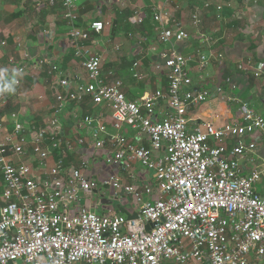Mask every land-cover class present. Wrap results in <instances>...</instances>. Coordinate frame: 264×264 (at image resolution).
Returning <instances> with one entry per match:
<instances>
[{
	"label": "built area",
	"instance_id": "1",
	"mask_svg": "<svg viewBox=\"0 0 264 264\" xmlns=\"http://www.w3.org/2000/svg\"><path fill=\"white\" fill-rule=\"evenodd\" d=\"M57 1L68 21V45L80 57L84 75L70 77L55 62L39 60L37 65L47 63L55 76L52 116L43 125L16 112L0 117V264H264V158L257 141L246 140L264 134V114L236 94L230 76H223L214 90L237 105L239 122L216 126L206 121L203 129L190 128V109L206 101L209 92L193 88L179 49L189 33L159 8L153 9L152 31L163 46L159 58L167 69L166 90L129 98L120 78L102 73V56L81 44L90 31L100 33L104 23L92 20L79 27L74 0ZM55 2L31 0L37 10ZM144 17L136 11L129 20L139 25ZM191 22L199 28L198 10ZM202 38L210 40L206 34ZM223 58L212 50L201 53L198 69L207 68L211 59L222 65ZM8 62L21 74L26 69L14 56ZM140 66L139 60L131 65L136 80L144 77ZM238 68L264 79V58L243 60ZM85 96L110 108L117 130L125 123L149 140L143 145L120 131L110 133L101 117L74 116V127L90 130V158L101 157L97 151L106 147L107 165L120 164L127 171L136 162L144 174L151 173V183L134 187L123 182L120 171L102 183L97 176L87 179L88 156L66 167L64 153L72 145L63 138L60 119L69 103ZM161 103L165 110L157 112ZM109 185L116 194L122 189L136 197L133 216L115 209L101 215L94 209L75 211L85 194Z\"/></svg>",
	"mask_w": 264,
	"mask_h": 264
},
{
	"label": "crops",
	"instance_id": "2",
	"mask_svg": "<svg viewBox=\"0 0 264 264\" xmlns=\"http://www.w3.org/2000/svg\"><path fill=\"white\" fill-rule=\"evenodd\" d=\"M22 1L0 0V67L8 69V75L11 77L14 75L13 69L15 68L8 62V58L14 56L24 64L26 69L21 74V84L16 89L17 93L14 98L18 109L12 112L43 125L53 114L54 94L57 88L54 83L55 76L49 73L48 64L38 66L37 62L42 59L55 62L63 72L62 74L70 77L84 75V71L80 64V57L76 56L73 48L68 45L67 38L70 29L67 19L62 15L61 17L56 11H51L52 9L47 6L44 9L50 10L41 20L38 16L41 9L37 10L31 4V0H26L25 3ZM206 2L209 3V7H205ZM74 4L77 26L86 27L92 20L98 18L99 21L105 20L104 29L100 33L90 31L89 39L82 40L81 44L86 51L102 56V73L106 77L110 72L121 77L119 78L123 81V90L129 98L156 89L166 90L167 69L163 60L159 58V52L163 46L158 43L152 31L153 14L143 24H134L129 20L132 13L136 11L146 16L147 9L151 8L153 13L154 8H159L172 15V24H176L189 33V39L179 45V49L187 58V69L192 78L193 88L206 89L209 92L206 101L190 109L188 115L191 120L190 128L203 129V123L206 121H213L216 126L224 122H239L237 105L227 102L224 95L214 90L215 85L223 76H230L236 84V94L264 114V79L255 77L250 71L238 68L243 60L264 58V0H124L123 2L114 1L110 5L103 0H74ZM217 5L221 6L219 12L216 9ZM114 10L123 13L130 12L128 17L130 28H125L123 24H115ZM197 10L201 14L199 28L194 27L191 22V14ZM110 12L112 14L107 15ZM204 34L209 36L208 42H204L202 38ZM60 38L66 39V48L64 52L56 53V43ZM2 41L5 44L1 45ZM111 44L113 51L108 54V47ZM122 49L125 53H122ZM118 50L121 52H117ZM210 50L223 54L222 65H218L211 59L207 68L199 70L200 54L208 53ZM132 59L133 62L140 61V67L144 73L141 80H136L132 76L133 62H130ZM27 77L35 78V82L29 84ZM0 95L1 105L6 102V98L5 95ZM163 110H165V105L161 103L157 112ZM9 113L11 112L0 115V117ZM84 115L101 117L110 133L120 131L130 140L143 145L149 144L146 136L137 137L128 124L123 123L122 127L117 130L112 125L110 108L105 104L96 105L88 96H85L80 101L69 103L60 119L63 138L72 145V149L64 153L67 168L77 164L84 156H88L87 153L92 149L89 128L74 127L72 123L74 116ZM79 139L83 140L82 144L78 143ZM246 140L257 141L260 158L263 159L264 134L256 132L246 136ZM105 151L106 147L97 153L103 155ZM48 163L51 164L52 160L49 159ZM33 164L37 165L36 162ZM119 171L123 173L124 183L130 174L135 179L131 183L137 184L140 189L144 184L151 183L153 180L151 173L144 174L145 169L136 162H132L127 171L123 168ZM103 172V169L99 170L96 167L91 175L101 177ZM123 195V203H115V210L127 216H133L135 208L132 207V196L126 193ZM83 198L92 199L93 193L85 194Z\"/></svg>",
	"mask_w": 264,
	"mask_h": 264
},
{
	"label": "water",
	"instance_id": "3",
	"mask_svg": "<svg viewBox=\"0 0 264 264\" xmlns=\"http://www.w3.org/2000/svg\"><path fill=\"white\" fill-rule=\"evenodd\" d=\"M107 5H110L114 1L123 2L124 0H103ZM66 48V39L60 38L56 43V53L64 52ZM93 155V151L90 150L88 152V157H85V160L88 161V168L85 170L84 175L87 179L91 178V172L96 167L99 168V170L103 169V176L98 177V180L102 183L105 179L110 178L112 175L116 174L119 171L120 164H112L107 165L105 163V156L102 155L96 156L94 158H90ZM135 181V179H134ZM134 187H137V184L134 185ZM91 193H93L92 199H84L80 198L75 204V211L78 212L81 209L89 210L94 209L95 213L101 215L104 214V211L111 210L113 211L115 209V203H123L122 197L125 193L122 189L116 194L115 189L109 185L107 188L104 186L99 187L98 189L94 188L92 189ZM132 207L135 208L137 205L136 197H132Z\"/></svg>",
	"mask_w": 264,
	"mask_h": 264
},
{
	"label": "trees",
	"instance_id": "4",
	"mask_svg": "<svg viewBox=\"0 0 264 264\" xmlns=\"http://www.w3.org/2000/svg\"><path fill=\"white\" fill-rule=\"evenodd\" d=\"M50 8L52 9L51 11H53V12L56 11L60 16L62 15L63 18H65L64 17V9L62 8L61 3L59 1L56 0L55 4L53 6H51ZM49 10L50 9L47 10V9H44V8H42L40 10L38 16L40 17L41 20L43 18H45V16L49 12ZM114 12H115V17H116L115 24L116 25H118V24H121L122 25L123 24L125 28L126 27L127 28H130L129 22H128V17L130 16V12L127 11V12H124L123 13V12H121L119 10H114ZM147 13L148 14L147 15L145 14L146 16L144 17V19H143V21H142L141 24H143V22L145 20L147 21L148 18H151L152 17V15H151L152 14V9L151 8L147 9ZM138 28H140V27H138ZM143 28H145V26H143ZM130 62L132 63L133 62V59L130 60ZM27 79H28L29 84H33L35 82V78H29V77H27ZM18 88H19V86H16V89H18ZM16 93H17V90L14 93H5V94H3V95H5L6 102L4 104H1L0 105V115H3L5 113H7V112H12V111L18 109L17 104H16V102L14 100ZM131 182H132V179L127 176L126 177V183H131Z\"/></svg>",
	"mask_w": 264,
	"mask_h": 264
},
{
	"label": "clouds",
	"instance_id": "5",
	"mask_svg": "<svg viewBox=\"0 0 264 264\" xmlns=\"http://www.w3.org/2000/svg\"><path fill=\"white\" fill-rule=\"evenodd\" d=\"M14 75L9 77L8 69H0V94L14 93L19 80L16 77L21 75V71L13 69Z\"/></svg>",
	"mask_w": 264,
	"mask_h": 264
},
{
	"label": "rangeland",
	"instance_id": "6",
	"mask_svg": "<svg viewBox=\"0 0 264 264\" xmlns=\"http://www.w3.org/2000/svg\"><path fill=\"white\" fill-rule=\"evenodd\" d=\"M105 12V11H104ZM105 13H107V12H105ZM112 14V12H110V13H108L107 15H111ZM93 18V17H92ZM95 18V17H94ZM107 19V21H108V18H106ZM97 20H99V18L97 19ZM103 21V23H104V25H106V22H105V20H102ZM109 27V26H108ZM113 34H115V32L113 33ZM118 34H120L119 32H118ZM120 36H122V34L120 35ZM108 39L110 40L111 39V36L109 35L108 36ZM113 45L111 44V46H109L108 47V54H110L112 51H113ZM117 52H121L120 50H118ZM122 53H125V51H123V49H122ZM0 69H1V67H0ZM112 77H120V76H118L117 74H115V75H113ZM121 78V77H120ZM1 95H0V102H1ZM116 204H117V202H116Z\"/></svg>",
	"mask_w": 264,
	"mask_h": 264
}]
</instances>
